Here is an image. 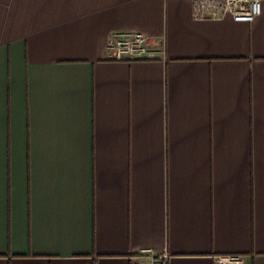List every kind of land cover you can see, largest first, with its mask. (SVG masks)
I'll use <instances>...</instances> for the list:
<instances>
[{"label":"crops","instance_id":"1","mask_svg":"<svg viewBox=\"0 0 264 264\" xmlns=\"http://www.w3.org/2000/svg\"><path fill=\"white\" fill-rule=\"evenodd\" d=\"M192 2L0 0V264H264V0Z\"/></svg>","mask_w":264,"mask_h":264},{"label":"built area","instance_id":"2","mask_svg":"<svg viewBox=\"0 0 264 264\" xmlns=\"http://www.w3.org/2000/svg\"><path fill=\"white\" fill-rule=\"evenodd\" d=\"M192 12L195 19H222L231 15L239 22H253L262 12V0H193ZM113 60H143L159 56L153 38L141 31H115L107 45ZM143 264H169V254L152 248L140 250ZM237 256L221 257L219 264L240 262Z\"/></svg>","mask_w":264,"mask_h":264}]
</instances>
